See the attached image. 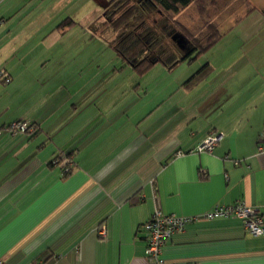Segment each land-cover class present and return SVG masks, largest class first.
Instances as JSON below:
<instances>
[{
	"label": "crops",
	"instance_id": "0c3cea01",
	"mask_svg": "<svg viewBox=\"0 0 264 264\" xmlns=\"http://www.w3.org/2000/svg\"><path fill=\"white\" fill-rule=\"evenodd\" d=\"M250 1L255 10L243 20L255 16L261 37L264 8L255 3L264 7V0ZM263 40L238 47L236 59L195 60L173 69L157 64L165 71L153 108L149 91L139 97V88L138 99L120 101L102 94L101 82L91 77L81 89L95 92L78 95L82 104H72L74 111L62 107L63 116L56 97L67 82L58 81L47 100L39 98L35 87L44 77L36 65L44 60L33 62L29 51L21 56V47L0 41L11 87L22 85L25 101L37 107L12 121L0 102V261L149 264L143 226L159 210L194 218L168 240L167 262L264 264V235L250 234L240 218L205 216L245 202L264 220V155L257 154L264 131ZM19 121L35 123L38 133L10 134L6 127ZM211 133L222 135L219 144L198 153ZM64 154L75 162L65 177L54 162Z\"/></svg>",
	"mask_w": 264,
	"mask_h": 264
},
{
	"label": "rangeland",
	"instance_id": "374dc122",
	"mask_svg": "<svg viewBox=\"0 0 264 264\" xmlns=\"http://www.w3.org/2000/svg\"><path fill=\"white\" fill-rule=\"evenodd\" d=\"M113 1L120 0H0V41L6 43V47H21V56L29 51L33 62L44 60L36 65L38 69L42 66L39 75L44 77L41 83L44 84L41 86L37 83L35 87H39V98L47 100L48 92H52L50 90L58 81L67 82L65 91L59 92L61 94L56 97L58 102L63 100L56 108L61 116L64 115L62 107L65 110V105H70L74 111L72 104H82L77 100L78 95L95 92L91 86H86L84 91L81 89L91 77L98 78L101 82L99 87L102 94L111 93L112 98L119 97L120 101H124L131 95L138 99L137 95L142 97L140 93L149 91L150 108L156 105L158 78L164 76V67L156 65L146 74H141L118 56L114 49L117 36L107 24V13H104V8H108ZM238 3L232 7L240 11L244 6ZM255 5L264 8L258 2ZM235 16L236 13L225 11L219 19L232 21ZM256 27L255 16L227 25L223 29V38L214 48L200 55L197 62L236 59L238 47H254L258 39H264V32L261 37L257 36ZM258 47H264V40ZM184 67L186 66L182 69ZM3 70L0 64V74ZM177 73L167 79V86L173 85ZM6 78H0V102L8 106L2 111L5 112V118L14 121L31 106L25 101L26 96L19 91L22 85L13 89L10 85L11 78L9 83L5 81ZM139 88L140 92L136 95ZM87 96L88 103L91 104V96ZM139 102L138 106L141 105V101ZM31 109L36 111L37 107L33 105ZM28 111L25 116L33 113L30 109ZM45 118L50 117L44 116Z\"/></svg>",
	"mask_w": 264,
	"mask_h": 264
},
{
	"label": "trees",
	"instance_id": "16d2710c",
	"mask_svg": "<svg viewBox=\"0 0 264 264\" xmlns=\"http://www.w3.org/2000/svg\"><path fill=\"white\" fill-rule=\"evenodd\" d=\"M237 2L244 6L240 11L232 7ZM254 10L250 0H120L104 8V16L117 36L114 49L118 56L146 74L157 64L173 69L180 63L197 60L223 38L227 25L243 21ZM225 11L236 13L235 18L220 20ZM28 123L35 128V133L29 135L37 134V125ZM71 156L59 155L54 161L63 177L75 166Z\"/></svg>",
	"mask_w": 264,
	"mask_h": 264
},
{
	"label": "built area",
	"instance_id": "2783aa9c",
	"mask_svg": "<svg viewBox=\"0 0 264 264\" xmlns=\"http://www.w3.org/2000/svg\"><path fill=\"white\" fill-rule=\"evenodd\" d=\"M1 76H6L5 81L10 82V77L6 71H2ZM0 128V132H1ZM10 134H33L35 128L29 125L28 122L20 121L14 123L9 129ZM222 138L221 134L211 133L208 135L202 143L198 146L196 151L198 153L212 152L213 149L219 144ZM257 154L264 155V131L261 134L257 145ZM69 168L67 169V171ZM207 218L215 217H236L244 221L247 231L254 236L264 235V220L258 213V211L248 206L245 202H239L235 205L217 207L212 213L205 215ZM194 220L193 217H180L176 215H165L161 211L157 210L152 218L143 226V230L146 234L147 241V258L149 264H175L169 263L164 258V248L168 240L176 233L184 232L186 226ZM98 233L101 237L107 236L106 227L101 226L98 229ZM0 264H6L4 261H0Z\"/></svg>",
	"mask_w": 264,
	"mask_h": 264
}]
</instances>
